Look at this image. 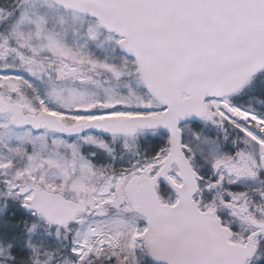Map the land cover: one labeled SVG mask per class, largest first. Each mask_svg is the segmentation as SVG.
Segmentation results:
<instances>
[{"label":"snow or ice","instance_id":"obj_1","mask_svg":"<svg viewBox=\"0 0 264 264\" xmlns=\"http://www.w3.org/2000/svg\"><path fill=\"white\" fill-rule=\"evenodd\" d=\"M0 264H264V0H0Z\"/></svg>","mask_w":264,"mask_h":264}]
</instances>
